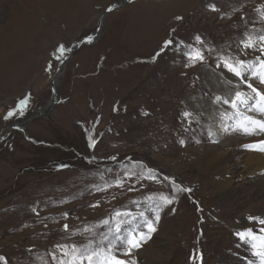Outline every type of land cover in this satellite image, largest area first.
<instances>
[{
  "label": "rangeland",
  "instance_id": "obj_1",
  "mask_svg": "<svg viewBox=\"0 0 264 264\" xmlns=\"http://www.w3.org/2000/svg\"><path fill=\"white\" fill-rule=\"evenodd\" d=\"M121 1L0 0V131L44 108L59 66L53 52L77 44L59 71L52 110L0 143V257L6 264H69L74 257L88 264L81 254L111 248L129 264H260L254 253L264 250V233L252 225L264 219V190L241 176L240 162L251 152L244 146L261 137L235 123L264 113L248 88L264 93V82L254 74L224 77L216 59L224 50L258 63L256 49L242 43L264 34V0H127L105 16L95 44L83 43ZM196 50L203 63L186 59ZM237 91L246 103H223ZM25 98L24 115L5 120ZM230 129L242 132L226 151L233 184L214 193L197 160ZM162 195L175 199L166 205ZM141 232L146 240L124 255L127 238ZM242 232L256 240L241 241Z\"/></svg>",
  "mask_w": 264,
  "mask_h": 264
},
{
  "label": "snow or ice",
  "instance_id": "obj_2",
  "mask_svg": "<svg viewBox=\"0 0 264 264\" xmlns=\"http://www.w3.org/2000/svg\"><path fill=\"white\" fill-rule=\"evenodd\" d=\"M212 10H215V7H212ZM109 12L112 11V8L108 9ZM93 37L92 36H87L84 38V40L82 41L83 43L86 44H91L93 42ZM198 42L202 43L200 37L196 38ZM258 42V43H257ZM172 41H165L164 44V48H167L169 46L172 45ZM242 48L243 50L247 51L250 49H257L259 52V55L256 57V61H258V63H256L255 61H246L244 59H240L239 57V53H236L235 55H230L228 52L221 50L220 53H217V59H216V67L217 68H225L227 69V71L231 72L235 77L243 80L245 79V77L249 74H254L258 77L261 78V82H264V34H261L259 36L253 37L251 34H249V39L246 42L242 43ZM72 49L71 48H66L64 45H59L55 52H53V58L54 60H56L59 63H63L64 60L67 58L66 54L68 52H71ZM213 49H209V55H212L213 53ZM159 55V53L157 54ZM186 59L187 60H191V61H195L198 63H203L205 60V55L204 52L201 50H196L195 52H188L186 53ZM54 69L53 64L50 62L48 64V67L46 68V71L51 73ZM248 88H250L257 97H259V100L261 102H264V93H261L259 91H257V89L253 88L251 84H248ZM30 98H25V99H21L19 101L18 107L14 110H9V112L7 113V115L4 117L5 120L10 119L16 115H24V112L26 111L27 107H28V102H29ZM222 99V97L217 96L216 100L220 101ZM247 102V97L237 91L234 95V97L231 100H223V103L226 105H230L232 108H238L240 104H244ZM259 110L261 112H264V104H261L259 106ZM191 114L188 112L184 113L185 119H187ZM236 128L238 130L243 131L244 133H249V131H256L258 130L261 133H264V120H255L252 119L248 116H244L239 123L236 125ZM228 129L225 128L224 131H227ZM213 135V133L209 132V137L211 138ZM91 140V137H90ZM213 143H216V140H212ZM181 143H183V141H181ZM90 147H94V142L90 143L89 145ZM245 148L249 149V150H258L261 152H264V140L260 141L258 144H250V145H245ZM112 159H115V157H112ZM61 168L63 167H67L66 165H61ZM165 179H169L168 177H165ZM117 186H122V181L118 183ZM101 191H104L106 189H98ZM177 191H191L190 189H183L180 186H177L176 188ZM161 199L164 201V203L166 205H170L173 200L175 199L174 196H163L161 197ZM98 205H91V207H97ZM117 216L122 215V213L117 212L116 213ZM123 215H130V213H125ZM143 215V213L141 214ZM67 217V214H65V218ZM157 220H159V216L157 215L156 217ZM105 224L108 223V221H104ZM259 223L264 224V219H261L259 221ZM147 229L149 233L155 232L156 229L153 226L152 223H147ZM65 230H67L68 226L65 225ZM117 233H119L120 229L119 227H117L116 229ZM239 239L241 241H246L248 239L251 240H256V236L255 234H253L252 232H242V233H238L237 234ZM147 238H150L147 237ZM262 240H264V237H261ZM146 240L145 234L143 232L139 233V234H133L131 235L129 238H127V251H125L123 254L124 255H130L132 250L134 249H138L141 246V243L144 242ZM256 245L253 244V248H255ZM72 250L75 253L76 250V246L73 245L72 246ZM31 251V250H29ZM64 255H68L67 252L63 253ZM257 257H259L260 259V264H264V250L261 251H256L254 253ZM95 256H103V260L101 261V264H129L128 261L123 260V259H119L116 255H114L112 253L111 248L108 249V251L105 253L103 251H94L90 254H81L80 259H86L88 261V264H92L93 262V257ZM75 257L69 262V264H75ZM193 261H195V255L192 257ZM0 262H4V264H6V261L4 260L3 257H0ZM61 264H63V262H61ZM132 264H136L135 261H132Z\"/></svg>",
  "mask_w": 264,
  "mask_h": 264
},
{
  "label": "bare ground",
  "instance_id": "obj_3",
  "mask_svg": "<svg viewBox=\"0 0 264 264\" xmlns=\"http://www.w3.org/2000/svg\"><path fill=\"white\" fill-rule=\"evenodd\" d=\"M251 54L258 56L259 52L258 50H253ZM60 75V72H59ZM221 75L224 77H229L234 79V75L227 71V69L223 68L221 71ZM58 77V75H57ZM222 82L221 84H223ZM253 115H255L257 120H264V113L260 114L258 112H253ZM245 116H248L252 118V116L245 114ZM222 117V116H221ZM224 117V116H223ZM220 118V116H219ZM240 119V118H239ZM253 119V118H252ZM237 122V121H236ZM218 123V120L213 121V125ZM239 123H235L236 125ZM225 128V127H223ZM227 128V127H226ZM232 130H234L235 127H230ZM222 132V131H221ZM242 132L239 131H231L229 130L228 134L222 135V140L220 143L216 144L214 147V150L206 153L203 155L200 159L197 160L198 169H200V172L203 174H206L209 178V184L212 187V190L215 191L214 193H219L223 190H228L232 187L233 182L231 181V176L227 174L226 171V151L231 148L232 141L239 140L241 141L242 138ZM252 135H259L261 138L259 140L254 141L253 144H258L260 141L264 140V133L259 132L258 130L252 131ZM255 138V137H254ZM258 139V138H257ZM251 140V139H250ZM244 158V157H243ZM242 164V175L249 174L253 177V179L257 182L258 186L264 190V152L258 151V150H251L250 153L246 154L244 160L240 162ZM243 179V178H242ZM256 184V185H257ZM203 192V191H202ZM213 194V192H212ZM261 219L256 220L257 227L255 226V223L252 225L253 228L256 230L257 233L262 234L264 233V224L259 223ZM242 225L247 226V223L245 221H240ZM264 249V248H262ZM260 251V250H258Z\"/></svg>",
  "mask_w": 264,
  "mask_h": 264
},
{
  "label": "water",
  "instance_id": "obj_4",
  "mask_svg": "<svg viewBox=\"0 0 264 264\" xmlns=\"http://www.w3.org/2000/svg\"><path fill=\"white\" fill-rule=\"evenodd\" d=\"M125 1H127V0H122L121 2H119L117 4H114L113 6L108 7L103 12V14L101 15V17H100V19H99V21H98V23L96 25V30H95V33H94V36H93L94 39H93V42L91 43V45L95 44L97 42L98 37L101 34L102 21L105 19V16H107V14H109L108 9L112 8L113 10H115L120 5L125 3ZM88 45H90V44H88ZM71 49H72V51L69 52V54H68L67 58L64 60V62L63 63H59L58 69H57L55 75L53 76V78L51 79V87H50L51 95H50V98H49L48 102L44 106V108L43 109H38L37 112H35L32 116L26 118L24 121L16 123V124H13L10 127H6L2 131H0V143L7 138L9 132L23 130L24 127H26L27 124L33 122L36 119L44 117L45 115H47L52 110V108L54 107V105H55V103H56V101L58 99V96H59V89H58V83L59 82H58V79H57V75L59 74V71L63 70L64 65L67 63V61L75 53V51L77 49V44L73 45L71 47Z\"/></svg>",
  "mask_w": 264,
  "mask_h": 264
}]
</instances>
